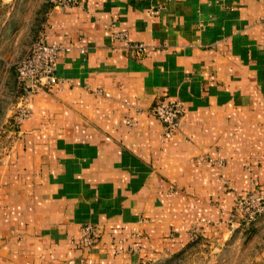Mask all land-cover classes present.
<instances>
[{
	"label": "crops",
	"instance_id": "crops-1",
	"mask_svg": "<svg viewBox=\"0 0 264 264\" xmlns=\"http://www.w3.org/2000/svg\"><path fill=\"white\" fill-rule=\"evenodd\" d=\"M44 12L60 85L30 98L0 151V264H168L194 229L213 253L235 249V201L264 190V0H81ZM157 101L184 109L169 139L150 114ZM246 264H264V242Z\"/></svg>",
	"mask_w": 264,
	"mask_h": 264
},
{
	"label": "rangeland",
	"instance_id": "rangeland-1",
	"mask_svg": "<svg viewBox=\"0 0 264 264\" xmlns=\"http://www.w3.org/2000/svg\"><path fill=\"white\" fill-rule=\"evenodd\" d=\"M46 2L48 0H0V151L9 150L14 140L8 132L13 129L20 97L16 68L31 45L40 39L39 27ZM231 220L230 230L240 226L237 232L241 233L235 249L217 254L194 241L188 251L168 264H246L264 242V213L253 223H244L241 214L233 215Z\"/></svg>",
	"mask_w": 264,
	"mask_h": 264
},
{
	"label": "built area",
	"instance_id": "built-area-1",
	"mask_svg": "<svg viewBox=\"0 0 264 264\" xmlns=\"http://www.w3.org/2000/svg\"><path fill=\"white\" fill-rule=\"evenodd\" d=\"M81 0H48L51 8L57 6H78ZM160 10L158 5L151 7L152 14ZM115 41L125 43V48L133 51L137 56L147 52L142 43H133L122 32L113 34ZM61 47L47 45L41 39L35 42L28 53L21 59L16 68V82L19 86L20 97L16 104L15 115L12 121L13 129L8 132L13 138L21 121L29 116L28 102L37 93H48L60 85L56 77V63ZM184 113L183 106L177 101H157L150 108V114L158 119L162 126V135L165 139L173 137L178 129V123ZM264 213V190L252 189L238 197L232 210L233 215L241 214L244 223H253L258 216ZM96 229L85 225L82 230L81 243L90 245L96 239ZM190 240H197V229L190 232Z\"/></svg>",
	"mask_w": 264,
	"mask_h": 264
}]
</instances>
